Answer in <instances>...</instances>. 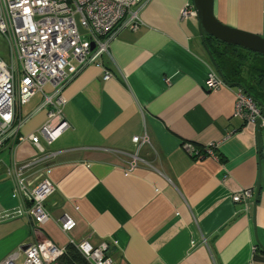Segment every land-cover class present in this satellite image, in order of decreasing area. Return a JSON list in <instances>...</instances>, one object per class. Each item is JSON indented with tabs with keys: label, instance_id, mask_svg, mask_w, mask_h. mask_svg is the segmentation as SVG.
<instances>
[{
	"label": "crops",
	"instance_id": "1",
	"mask_svg": "<svg viewBox=\"0 0 264 264\" xmlns=\"http://www.w3.org/2000/svg\"><path fill=\"white\" fill-rule=\"evenodd\" d=\"M186 7L192 16L183 18ZM213 15L264 40V0H213ZM139 18L136 31L121 32L100 62L64 86L68 129L48 148L55 158L43 162L54 189L45 201L49 217L39 225L1 222L0 245L17 247L3 260L46 240L64 251L70 242L106 243L114 264H264V130L258 138L256 128L234 117L239 86L206 90L208 74L217 72L191 0H149ZM255 62L264 70V60ZM40 96L21 108L19 137L45 122ZM14 144L0 151V165L36 155L28 141ZM131 156L140 162L126 176ZM2 166L0 212L19 202ZM245 191L251 198L234 204ZM63 216L75 224L68 233L58 223Z\"/></svg>",
	"mask_w": 264,
	"mask_h": 264
},
{
	"label": "built area",
	"instance_id": "2",
	"mask_svg": "<svg viewBox=\"0 0 264 264\" xmlns=\"http://www.w3.org/2000/svg\"><path fill=\"white\" fill-rule=\"evenodd\" d=\"M149 0H0V37L9 51L10 64L0 59V151L28 141L36 155L29 160L10 165H0L12 184V198L18 206L0 212V223L13 218H26L35 225L49 217L45 201L54 189L49 181L50 166H43L56 154L48 148L68 129L62 117L60 94L64 86L83 68L100 62L108 54L110 44L123 31H136L142 25L140 9ZM183 18L192 16L189 7L181 12ZM79 29L84 33L80 34ZM91 46L93 48L91 49ZM111 77L104 72V80ZM49 86L51 92L45 93ZM225 83L213 71L205 81L206 90H216ZM42 95L39 109L46 112L45 122L27 137L18 131L26 119L20 110L36 94ZM38 109V110H39ZM234 117L248 127L264 130V110L243 89L235 93ZM132 142L143 145L145 138L133 137ZM192 158L200 152L186 147ZM206 154L213 156L211 149ZM137 156H131L124 175L137 169ZM250 191L232 197L234 204L245 205ZM64 233L75 224L67 216L58 220ZM88 264H114L106 257L108 245L92 246L89 242H70ZM64 250L49 241L27 244L8 256L0 264H58Z\"/></svg>",
	"mask_w": 264,
	"mask_h": 264
},
{
	"label": "trees",
	"instance_id": "3",
	"mask_svg": "<svg viewBox=\"0 0 264 264\" xmlns=\"http://www.w3.org/2000/svg\"><path fill=\"white\" fill-rule=\"evenodd\" d=\"M205 50L210 58L214 68L218 71V75L227 85H237L250 95L257 103H264V70L261 67H255L258 64L256 58L258 55L244 52L237 47L226 46L220 44L214 39L204 36ZM240 51V52H239ZM245 53L252 54L249 58ZM248 63V64H247ZM238 64V65H237ZM247 64V65H246ZM260 64H258L259 66ZM249 75V80L246 81L244 74ZM243 82H247L243 84ZM253 88H258V91L252 92ZM255 95V96H254ZM58 264H88L84 258L78 253L73 246L66 248L64 255L57 261Z\"/></svg>",
	"mask_w": 264,
	"mask_h": 264
},
{
	"label": "water",
	"instance_id": "4",
	"mask_svg": "<svg viewBox=\"0 0 264 264\" xmlns=\"http://www.w3.org/2000/svg\"><path fill=\"white\" fill-rule=\"evenodd\" d=\"M191 1L196 14V19L198 21L200 42L205 50L207 49L203 38L204 36H207L219 42L220 44L237 47L264 58V40L262 38L256 35L228 28L220 24L213 15V0ZM79 32L80 34L84 33V31L81 29H79ZM92 48L93 46H91V49ZM216 72L218 74L217 70ZM231 86L233 87L234 85ZM257 104L261 109L264 110V105L262 103L258 102ZM256 130L257 137L260 138V122H257ZM257 192L258 191H256L255 197L257 196ZM26 247L27 245H24L21 247V249L25 250Z\"/></svg>",
	"mask_w": 264,
	"mask_h": 264
},
{
	"label": "rangeland",
	"instance_id": "5",
	"mask_svg": "<svg viewBox=\"0 0 264 264\" xmlns=\"http://www.w3.org/2000/svg\"><path fill=\"white\" fill-rule=\"evenodd\" d=\"M240 49V48H239ZM241 50V53L242 54H244V52H247L246 50H243V49H240ZM240 52V51H239ZM246 54V56L249 58L250 56H253L252 54H249V53H245ZM0 59L2 60V61H4L6 64H10V57H9V51H8V49H7V46H6V44H5V42H4V40L0 37ZM255 67H260V66H258V64H255ZM244 78H245V80L246 81H248V79L244 76ZM247 82H243V84H246ZM259 89L258 88H253V90H252V92H255V91H258ZM41 94L40 93H38V94H36V97L37 96H39L40 98H41V96H40ZM255 96V95H254ZM34 100H36V99H34ZM263 101H264V99H262ZM9 210V209H8ZM3 211H6V210H3ZM2 211V212H3ZM18 220V218L16 219V218H13V219H9L8 221H5V222H11V221H13V222H15V221H17ZM16 223V222H15ZM15 223H12V224H15ZM11 225V224H10ZM10 229H14V226L13 225H11V228ZM4 234H6V232L4 231ZM2 245H0V262L7 256V255H9V253H11L12 251H14V250H16L17 249V247L14 249V250H12V251H8V245H7V243H1ZM10 246V245H9Z\"/></svg>",
	"mask_w": 264,
	"mask_h": 264
}]
</instances>
